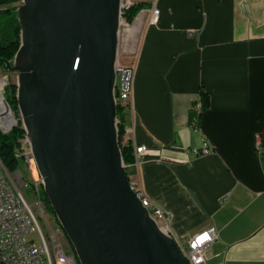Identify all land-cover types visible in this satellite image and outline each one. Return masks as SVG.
<instances>
[{
  "label": "crops",
  "instance_id": "0c3cea01",
  "mask_svg": "<svg viewBox=\"0 0 264 264\" xmlns=\"http://www.w3.org/2000/svg\"><path fill=\"white\" fill-rule=\"evenodd\" d=\"M131 1L160 11L126 116L133 149L146 147L140 191L175 241L215 228L204 264H264V0ZM201 90L210 105L193 131ZM204 140L214 153L197 158Z\"/></svg>",
  "mask_w": 264,
  "mask_h": 264
},
{
  "label": "water",
  "instance_id": "95a60500",
  "mask_svg": "<svg viewBox=\"0 0 264 264\" xmlns=\"http://www.w3.org/2000/svg\"><path fill=\"white\" fill-rule=\"evenodd\" d=\"M121 2L22 0L21 45L6 67L19 72L20 119L79 263L190 264L122 166L113 93Z\"/></svg>",
  "mask_w": 264,
  "mask_h": 264
},
{
  "label": "built area",
  "instance_id": "2783aa9c",
  "mask_svg": "<svg viewBox=\"0 0 264 264\" xmlns=\"http://www.w3.org/2000/svg\"><path fill=\"white\" fill-rule=\"evenodd\" d=\"M134 3L131 0H122L121 17L119 28V41L122 34L125 36L123 55L118 51V59L115 66L116 81L114 86V101L117 109L120 108L125 115V140L131 130L126 126V116L132 112L133 78L135 64L139 55V49L144 31L147 27L158 24L160 11L152 5L150 9H143L135 17L132 23L127 19L126 13ZM123 58H131V63H123ZM201 104L194 110V116L190 123V129L198 131ZM11 112V111H10ZM13 126H17L14 112ZM118 126L119 120L116 118ZM0 127H2L0 125ZM3 128V127H2ZM9 129H6L5 133ZM4 129V128H3ZM260 144H258L259 148ZM146 147L134 148V162L125 164L123 169L130 177L132 189L136 192L142 205L148 209L150 216L156 221L159 228L168 236V215L155 207L149 200L144 198L135 181V170L143 159ZM189 153V151H187ZM197 158L214 153L212 146L204 140L203 146L192 151ZM14 157L23 160L28 166L32 181L25 179L19 168L15 171L9 170L0 158V263L2 264H79L75 251L68 244L66 237L54 232L47 231L41 217L44 216V206L41 198L42 184L44 179L38 171L36 161L32 153L30 139L25 133L15 148ZM190 163V161H188ZM36 173V176L34 175ZM33 185L35 188L34 202H30L24 189ZM36 236V237H35ZM215 228L206 230L189 240L175 241L182 256L190 264H204L205 251L217 238ZM38 239V242H37Z\"/></svg>",
  "mask_w": 264,
  "mask_h": 264
},
{
  "label": "trees",
  "instance_id": "16d2710c",
  "mask_svg": "<svg viewBox=\"0 0 264 264\" xmlns=\"http://www.w3.org/2000/svg\"><path fill=\"white\" fill-rule=\"evenodd\" d=\"M17 3L22 4V0H0V68L5 67L7 62H14L15 56L21 45V27L18 20L19 8L12 7L13 4ZM145 5V3H138L133 4L130 7V9L126 13L127 19L130 23H132L135 17L140 13V11L145 8ZM17 91L18 87L16 84L9 85L8 88H6V99L12 111L17 115L18 124L6 134H3L0 131V158L4 165L11 171H15L19 166V161L14 157V150L19 145V140L24 137L26 133L20 119ZM200 96L202 100V110L208 109L210 105L208 95L203 90H201ZM193 116L194 114H192V117ZM117 118L119 120V124L117 126L118 141L123 161L125 164H132L134 162V149L131 143L125 140V115L120 108L117 109ZM46 204L50 207L47 196ZM56 222L59 224L57 219ZM64 235L67 238L65 232ZM67 241L72 248V245L68 238Z\"/></svg>",
  "mask_w": 264,
  "mask_h": 264
},
{
  "label": "rangeland",
  "instance_id": "374dc122",
  "mask_svg": "<svg viewBox=\"0 0 264 264\" xmlns=\"http://www.w3.org/2000/svg\"><path fill=\"white\" fill-rule=\"evenodd\" d=\"M20 6H21V3H17V4L12 5V7H15V8H19ZM145 10H147V9H145ZM126 43H127V41H125V36L122 34V37L120 38L119 45H118V51H119V54L121 56L123 55V48H124ZM121 61L123 63H126V62L131 63V58H129V59L123 58ZM10 65L13 67L14 62H11ZM18 75H19L18 71H15L13 69L8 70L6 66L0 68V80L5 79V77L7 78V80L5 81L6 85L4 87V92H3V96H4L7 103H8V101L6 99V97H7L6 88H8V86L12 85V84H16V85L18 84ZM14 115L17 119V115L15 113H14ZM0 131L3 134H6L9 132L8 131L5 133L6 129H3L2 127H0ZM18 168L23 173L25 179L27 181L31 182L32 181L31 174H30V171L28 170V166L25 163V161L19 160ZM34 191H35V188L33 185H30L29 187L24 189V194L30 202H34L36 200ZM41 193H42V201H43V206H44V216H42L41 219H42V222L45 224V228L47 229V231H50V232H54L55 229H57L59 231L60 235H63L65 237L63 230L61 229L59 224L56 222V215H55L53 209L51 208V205L49 207L46 204V194H45L44 188H42ZM37 242H38V239H37Z\"/></svg>",
  "mask_w": 264,
  "mask_h": 264
},
{
  "label": "bare ground",
  "instance_id": "6f19581e",
  "mask_svg": "<svg viewBox=\"0 0 264 264\" xmlns=\"http://www.w3.org/2000/svg\"><path fill=\"white\" fill-rule=\"evenodd\" d=\"M5 84H6L5 80L1 79L0 80V125L4 129H9L10 126L13 124V116L11 115L10 109L7 105V102L4 98V96H3ZM17 124H18V122H17ZM14 153H15V150H14ZM34 175L36 176L35 172H34ZM127 177L129 179V182H130L129 175H127ZM43 187H44V184H42V188Z\"/></svg>",
  "mask_w": 264,
  "mask_h": 264
},
{
  "label": "flooded vegetation",
  "instance_id": "af4514ba",
  "mask_svg": "<svg viewBox=\"0 0 264 264\" xmlns=\"http://www.w3.org/2000/svg\"><path fill=\"white\" fill-rule=\"evenodd\" d=\"M68 242V241H67ZM68 244H69V242H68ZM70 245V244H69Z\"/></svg>",
  "mask_w": 264,
  "mask_h": 264
}]
</instances>
